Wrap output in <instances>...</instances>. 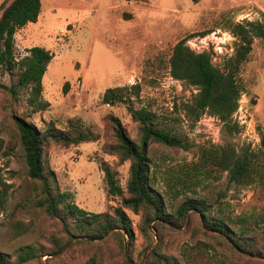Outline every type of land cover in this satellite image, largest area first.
<instances>
[{"label":"rangeland","instance_id":"obj_1","mask_svg":"<svg viewBox=\"0 0 264 264\" xmlns=\"http://www.w3.org/2000/svg\"><path fill=\"white\" fill-rule=\"evenodd\" d=\"M11 1L0 0V7ZM244 21H264V0H41L37 22L15 33L14 57L20 59L31 47L52 55L42 78V99L49 103L48 110L31 114L24 90L17 96L5 90L16 82V72L7 73L0 66V184L9 185L5 210L0 214V252L15 262L20 247H36V258L24 264H123L130 257L145 264L148 253L159 245L176 264H262L263 258L237 250L208 231L195 214L180 229L160 228L159 238L151 244L139 232L140 215L127 209L124 211L133 228V242L127 248L120 246L112 232L101 240L71 238L57 219L36 207L37 190L26 175L12 119L23 117L39 129L49 120L63 126L70 118L90 126L99 135L98 142L68 148L49 144L44 149L45 159L59 189L70 192L78 207L88 213H112L121 200L107 195L99 163L105 162L116 171L124 197L130 164L104 153V147L116 144L108 115L120 120L133 141H138L139 123L132 120L124 105L102 104L103 94L113 87L139 83L140 97L132 102V108L151 111L162 126L194 145L192 151L150 146L148 156L152 168L158 166L157 188L162 190L167 169L177 170L195 161L202 144L224 143L216 118L205 114L191 123L184 117L183 104L197 91L170 76L172 48L185 39L190 49L209 53L213 65L221 67L233 54L235 39L229 25ZM237 78L244 92L233 119L241 131L231 142L238 149L248 145L250 150L261 152L264 166V40H253ZM200 194L213 209L218 207L219 213L234 219L236 224L229 226L230 230L239 233L240 219H244L242 224L249 227L243 239L250 242L253 251H261L262 230L253 227L252 220L264 208L263 188L237 187L223 174L218 181H208ZM14 222L23 223L29 231L10 238ZM60 246L64 247L60 250Z\"/></svg>","mask_w":264,"mask_h":264},{"label":"trees","instance_id":"obj_2","mask_svg":"<svg viewBox=\"0 0 264 264\" xmlns=\"http://www.w3.org/2000/svg\"><path fill=\"white\" fill-rule=\"evenodd\" d=\"M142 1V0H140ZM41 11V0H12L0 7V66L7 73L16 72V82L5 87L12 96L19 90L26 93V105L31 114L46 112L49 103L42 99V78L52 55L43 48L31 47L20 59L14 57L15 33L27 24L37 22ZM229 33L235 39L233 54L221 67L213 65L211 55L207 52H195L186 45V40L178 41L169 57V74L183 86L194 88L197 92L183 104V115L195 123L202 115H209L221 123V136L224 143L202 144L198 147L195 161L183 164L177 170L165 171L162 190L157 188V168H152L148 156L152 144L192 151L193 144L176 135L161 125L157 116L144 107L132 108V102L140 97L141 85L130 87H113L101 98V103L108 107L124 105L133 121L139 123L138 141L127 135L120 120L108 115L116 144L104 147V153L117 156L120 163L129 162L126 194L119 185L116 171L105 162L99 163L103 173L106 193L110 197L120 198V206L114 207L112 213H88L78 207L70 192L59 189L56 176L50 169L44 154L47 145L65 148L82 143H96L99 135L79 118L68 119L63 126L49 120L39 129L32 122L20 116H13L17 130L18 142L22 152L27 177L34 182L37 190L36 207L50 218L57 219L65 233L71 238L101 240L111 232L118 238L120 246L127 248L133 242V228L124 209L140 215L139 232L145 240H152L159 235L162 227L182 228L191 214L197 215L204 227L226 239L237 250L264 259V246L261 251H253L247 239H243L249 227L242 224L236 233L230 230L236 222L229 216L213 209L200 192L211 179L218 181L224 174L228 183L245 188L257 186L264 189V166L261 152L250 150L249 146L239 149L231 139L238 135L241 128L233 119L238 109V102L244 87L238 81L237 74L241 65L247 60L255 38L264 40V21H244L229 25ZM66 86V84H65ZM130 104L131 106L127 105ZM264 148V136H261ZM10 150H14L11 147ZM9 185L0 184V214L5 210ZM179 198L183 200L175 207ZM168 208H171L170 211ZM253 227L261 228L264 239V208L252 220ZM29 231L23 223L14 222L9 231L10 238H16ZM237 235V236H236ZM64 246H60L61 250ZM37 256L34 246L20 247L15 262L0 252V264H24ZM123 264H138L130 257ZM140 264V263H139ZM145 264H176V260L163 254L159 245L147 255ZM264 264V261L262 262Z\"/></svg>","mask_w":264,"mask_h":264}]
</instances>
